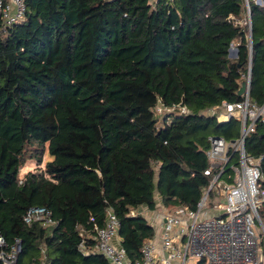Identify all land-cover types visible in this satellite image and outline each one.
I'll return each mask as SVG.
<instances>
[{"label": "trees", "instance_id": "16d2710c", "mask_svg": "<svg viewBox=\"0 0 264 264\" xmlns=\"http://www.w3.org/2000/svg\"><path fill=\"white\" fill-rule=\"evenodd\" d=\"M25 3L23 21H0L1 250L18 239L15 264L42 253L47 264H108L94 227L111 208L127 260L139 261L155 229L131 212L194 210L209 185L207 137L240 133L206 110L242 100L249 66L250 99L264 103V6L249 0L248 25L244 0ZM245 149L264 152L259 122ZM27 160L38 167L20 176ZM32 206L54 224L25 223Z\"/></svg>", "mask_w": 264, "mask_h": 264}, {"label": "built area", "instance_id": "2783aa9c", "mask_svg": "<svg viewBox=\"0 0 264 264\" xmlns=\"http://www.w3.org/2000/svg\"><path fill=\"white\" fill-rule=\"evenodd\" d=\"M155 0H149L153 3ZM245 1L247 20L250 25L249 0ZM264 6V0H251ZM25 0H0V21L3 29L23 21L26 14ZM249 42L251 37L248 35ZM238 42L229 44L230 54L236 57ZM252 48H250V57ZM246 88L239 102L222 101L208 108V115L217 121L236 119L240 122L239 135L226 141L209 135L206 157L208 166L204 175L209 185L197 202L194 210L178 207L173 211L162 207L154 210L150 224L160 227L158 233L146 240L141 247V259L131 263L118 238L119 220L111 208L107 209L104 225L95 226L96 244L93 251L102 254L108 264H264V175L260 162L264 152L254 156L245 149V141L255 131L256 123L264 126V103L259 105L249 96L250 66L242 74ZM161 110V109H160ZM179 113H187L184 106L177 107ZM221 198L220 202L214 199ZM132 211L131 214L143 215ZM27 224L39 223L49 227L54 224L51 211L43 206L28 208L23 216ZM119 239V238H118ZM120 242V241H119ZM19 241L7 250L4 237L0 234V262L15 264ZM43 259L35 264H47Z\"/></svg>", "mask_w": 264, "mask_h": 264}, {"label": "rangeland", "instance_id": "374dc122", "mask_svg": "<svg viewBox=\"0 0 264 264\" xmlns=\"http://www.w3.org/2000/svg\"><path fill=\"white\" fill-rule=\"evenodd\" d=\"M161 111V110H159ZM206 114H208L207 112H205ZM46 159V156L43 157V162L42 164L40 165L41 167L44 165V161ZM38 167V165L36 164L35 161H32V160H27L25 162V164L23 165V167L20 169V176H22L25 172L27 171H34L36 170V168ZM214 199V198H212ZM222 199L219 198V199H214V202H220ZM162 208V206H160L159 208H156V211L159 212L160 209ZM163 209V208H162ZM161 209V210H162ZM149 212H147V214H145L144 216H148ZM152 214V213H151ZM151 216V215H150ZM150 223V222H149Z\"/></svg>", "mask_w": 264, "mask_h": 264}, {"label": "crops", "instance_id": "0c3cea01", "mask_svg": "<svg viewBox=\"0 0 264 264\" xmlns=\"http://www.w3.org/2000/svg\"><path fill=\"white\" fill-rule=\"evenodd\" d=\"M232 57H235V56L233 55ZM159 205H160V204L157 205L158 208L160 207ZM143 209H144V208H137V209L135 210V212H141ZM154 210H156V209H154ZM154 210H148V209L146 208V211H145V213L143 214V216H144L145 214H147V212H149L148 216H144V217H145L148 221H150V215H151V213H152ZM159 230H160V227L155 228V233H158ZM114 242L117 243V244L120 243L118 238L115 239Z\"/></svg>", "mask_w": 264, "mask_h": 264}, {"label": "water", "instance_id": "95a60500", "mask_svg": "<svg viewBox=\"0 0 264 264\" xmlns=\"http://www.w3.org/2000/svg\"><path fill=\"white\" fill-rule=\"evenodd\" d=\"M230 52V51H229ZM246 81H242L240 84V88L237 91L238 96H241L243 94V92L245 91L246 88ZM250 84V83H249Z\"/></svg>", "mask_w": 264, "mask_h": 264}]
</instances>
